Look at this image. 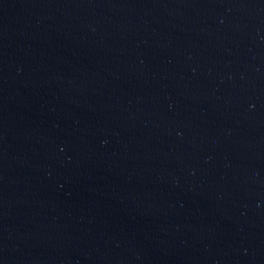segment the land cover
I'll use <instances>...</instances> for the list:
<instances>
[{"label":"water","instance_id":"water-1","mask_svg":"<svg viewBox=\"0 0 264 264\" xmlns=\"http://www.w3.org/2000/svg\"><path fill=\"white\" fill-rule=\"evenodd\" d=\"M0 264H264V0H0Z\"/></svg>","mask_w":264,"mask_h":264}]
</instances>
